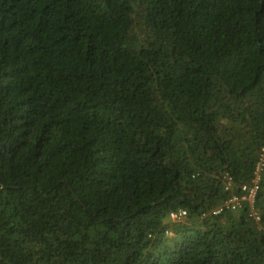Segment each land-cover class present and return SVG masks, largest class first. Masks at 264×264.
<instances>
[{
	"label": "trees",
	"instance_id": "trees-1",
	"mask_svg": "<svg viewBox=\"0 0 264 264\" xmlns=\"http://www.w3.org/2000/svg\"><path fill=\"white\" fill-rule=\"evenodd\" d=\"M263 147L264 0H0V264H264Z\"/></svg>",
	"mask_w": 264,
	"mask_h": 264
},
{
	"label": "built area",
	"instance_id": "built-area-1",
	"mask_svg": "<svg viewBox=\"0 0 264 264\" xmlns=\"http://www.w3.org/2000/svg\"><path fill=\"white\" fill-rule=\"evenodd\" d=\"M264 172V147L262 148L261 158L258 163L254 181L251 184H244L239 187L237 191H234L233 181H229L226 184V190L230 191V197L226 202L227 208L236 209L239 206L243 207L245 205H250L253 211V216L258 222L261 221V215L256 211V205L258 197L262 188ZM225 210V207H220L216 209L215 214H221ZM188 214L186 210H180L179 212L172 213L173 218L184 217Z\"/></svg>",
	"mask_w": 264,
	"mask_h": 264
}]
</instances>
